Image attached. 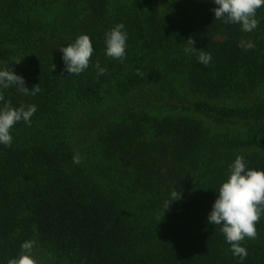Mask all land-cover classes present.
<instances>
[{
    "label": "trees",
    "instance_id": "obj_1",
    "mask_svg": "<svg viewBox=\"0 0 264 264\" xmlns=\"http://www.w3.org/2000/svg\"><path fill=\"white\" fill-rule=\"evenodd\" d=\"M215 7L0 0V70L40 88H0V108L37 107L31 126L17 122L11 146L0 144V264L25 241L38 264H264V213L257 237L241 242L244 260L208 223L237 156L264 171V6L252 32L215 20ZM119 23L123 61L106 55ZM84 34L89 67L69 76L59 48Z\"/></svg>",
    "mask_w": 264,
    "mask_h": 264
},
{
    "label": "clouds",
    "instance_id": "obj_2",
    "mask_svg": "<svg viewBox=\"0 0 264 264\" xmlns=\"http://www.w3.org/2000/svg\"><path fill=\"white\" fill-rule=\"evenodd\" d=\"M213 2L218 6L212 9L215 20L222 19L224 23L239 24L244 32H252L257 28L259 21L256 19V12L264 6V0H213ZM124 28L125 25L119 23L105 35L106 55L121 61L126 55L127 32L122 31ZM187 41L191 46L184 49L185 53L196 52L195 41L191 38ZM59 50L63 53L64 71L72 76L80 75L89 67L94 49L90 37L84 34ZM197 59L198 62L207 66L212 57L210 53L200 50ZM20 62L17 61L16 64ZM95 68L97 76L104 75L107 71L106 68L100 66L99 61H96ZM137 74H140L139 69ZM10 87H15L24 95L35 96L40 91L39 85H34L29 89L24 77L17 75L13 70H0V88ZM0 101H4L2 94H0ZM36 111V105H29L27 108L21 105L19 108H14L10 102H5L0 108V144L11 146L13 137L10 129L21 120L31 126V117ZM73 162L81 163L78 154L73 157ZM171 197V202L176 201L181 198V193L173 191ZM171 202L167 204L166 209ZM262 213H264V171L248 169L244 158L237 156L229 165L228 179L218 189L217 199L208 215V223L221 226L220 231L230 244L232 254L244 260L248 252L245 247L241 246V242L245 238L255 239L257 237L255 225L259 222ZM34 246V241L23 242L19 256L9 259L8 264H38L33 256Z\"/></svg>",
    "mask_w": 264,
    "mask_h": 264
}]
</instances>
